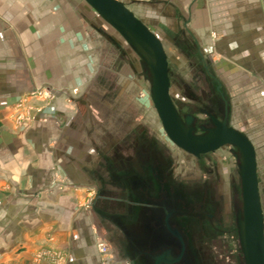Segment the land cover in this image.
Instances as JSON below:
<instances>
[{
	"label": "crops",
	"instance_id": "obj_1",
	"mask_svg": "<svg viewBox=\"0 0 264 264\" xmlns=\"http://www.w3.org/2000/svg\"><path fill=\"white\" fill-rule=\"evenodd\" d=\"M178 1L186 6L185 12L179 6L182 26L207 51L212 48L221 81L231 87L227 92L240 96L233 108L263 111L261 0ZM70 5L63 15L56 4L38 12L24 2L0 0V264H50L41 259L45 250L64 254V264H105L97 250L105 235L103 208L127 202L130 181L142 179L140 168L127 161L130 147H118L125 161L112 170L101 158L132 126L140 129V80L120 67L117 79L99 81L101 69L107 71V45L95 52L93 40L103 43L108 35L100 29L92 35L90 20L77 32ZM130 62L135 64L132 55ZM40 84L53 88L54 100L19 125L15 106ZM120 192L123 198L109 197ZM108 262L146 264L129 253Z\"/></svg>",
	"mask_w": 264,
	"mask_h": 264
},
{
	"label": "rangeland",
	"instance_id": "obj_2",
	"mask_svg": "<svg viewBox=\"0 0 264 264\" xmlns=\"http://www.w3.org/2000/svg\"><path fill=\"white\" fill-rule=\"evenodd\" d=\"M13 1L15 4L18 1L24 2L29 8L36 7L38 12H47L48 9L44 10L47 5L56 4L59 6L58 11L63 13V15L67 6H69L68 10H71L70 4H72L74 5V20H76L77 32L79 29H82L83 24H85L84 21L90 20L92 35L96 33L97 29H100L102 34L105 33L108 35V37L105 35L103 36L106 42L103 40V43H99L93 40L92 50L95 52H98L97 50H100L99 48L106 43L107 49H103L105 51L103 53V59L105 60V64L107 62V71L108 69L111 70L110 75L106 73L107 71L105 69L99 70L101 76H99V81L108 82L117 79L118 75H116V73H118L117 71H119L118 69L120 67L127 68L128 74H136V79L140 80L141 83L138 96L144 101L145 118L142 123L143 125L141 124L139 126L140 129L135 128L136 126H132L133 129L129 135H127L124 140H120V142H118V139L115 142V146L111 149V152L104 154L105 157H101L103 160L105 159L107 161L104 166L112 170L114 165L117 166V163L121 164V162L125 161V159L119 157L118 147L123 145L128 146L129 144L143 146L145 140H153L159 144V150L156 151L158 157L161 155L166 161L173 158L175 163L177 162L179 164V169H176V174L180 172L178 174H181L184 180L190 181L194 179L196 175L197 177L201 176V179L204 180L203 182L208 180L213 181L212 186L215 189L208 190L210 193L207 202L209 206L210 202H213L212 197L214 196L219 210H215V207L210 206V210L208 211L215 212L213 214L217 215V220L212 222L214 226L212 228L214 229H206L207 232L203 233L209 237V240L200 245L207 257V261L202 264H239L241 261V252L238 246V236L236 233L237 218H235V216L236 213H241L242 202L238 171L239 155L237 151L230 146H225L221 151L212 153L211 155L207 154V157L202 158L195 164L193 160H188L182 151L169 142L163 132L162 126H160V122L150 101L151 80L147 66L141 62L140 58L127 44H123L124 42L121 37L100 19L82 0ZM118 1L124 3L134 16L142 21L149 30L161 40L163 49H165L167 54L168 80L170 81L169 95L174 109L177 110L180 118L184 119L186 116H192L193 123L191 126H193L194 132L197 135H201L203 129L212 126L209 122L208 115L214 116L219 121L225 119L226 124L244 133L252 142L256 155L259 201L261 202V213L264 224V110L255 111L253 109V111L250 112L248 110L251 108L249 105H246L245 108L247 112H245L239 107L240 104L236 108H233L234 101L240 102V96L236 94L235 97L232 93V95H229L227 92V89L230 90L231 87L227 86L225 88L223 81H221L220 67L212 60V48L210 47V50L207 51L206 47L198 43L196 37L191 34L189 30L186 32L187 29L182 26L184 17L182 19L181 16L183 15L180 13L179 6H183L185 12L186 6L183 5V2L179 4L178 0H171L170 2L169 0ZM163 2H165V4ZM261 2L264 6V0H261ZM170 14L171 16L176 15L175 17L177 18L171 21ZM61 20L60 18V21ZM80 47L78 51L82 50ZM130 55H132L133 58L135 57L134 65L130 62ZM98 74H96V76ZM55 95L53 88L50 86H44L43 84L37 85L31 93L23 96L18 105L15 106L12 114L13 120L19 123V125L35 120L42 111V105L46 102H50V100H54ZM213 157L223 162L221 168L222 172L220 170V173L216 171V162L212 159ZM208 161L212 162V167H210L207 173L205 170L208 167ZM134 165L136 169L139 167L137 164ZM217 181H220L221 184H225L227 193H225L224 197L218 192L219 190L215 184ZM186 183L189 190L184 189L185 193L188 195L189 200L193 201L197 197L195 196L197 192L193 187L192 190L191 183ZM198 192V196L202 194L201 191ZM121 194L122 192L118 195L115 193L109 197H124L123 199L128 202L130 193H123V197H121ZM90 198L92 197L90 196L88 199ZM223 198H225L227 202L226 208H224L223 204L221 206L219 205V203H223ZM114 205L115 206H104L105 208H103L108 214V216H106L107 214L105 215L106 218L104 219L106 226L105 235L103 236L104 239L97 244V250L98 246L103 244L107 248L108 255L111 254L109 258L100 253L101 261L105 264L109 263L108 260L120 259L128 255L122 247V244L126 242L122 230H130L134 222L133 219L138 218V216L135 215V211L133 213L132 210L130 213L125 212V210L119 206V202H116ZM139 230L138 227L137 231ZM190 234L192 240L199 239L195 224L190 227ZM109 245H112L111 247L114 249H111ZM41 254V259L50 264H64L66 261L65 255L57 251L45 250L42 251Z\"/></svg>",
	"mask_w": 264,
	"mask_h": 264
},
{
	"label": "flooded vegetation",
	"instance_id": "obj_3",
	"mask_svg": "<svg viewBox=\"0 0 264 264\" xmlns=\"http://www.w3.org/2000/svg\"><path fill=\"white\" fill-rule=\"evenodd\" d=\"M193 133L197 135L195 132ZM204 133L203 129L201 135ZM152 141L145 140L143 146L128 145L132 152L129 153V160L127 161L129 165L132 163L139 165L142 179L139 180V184L135 179L133 182L130 181L131 185L128 188L130 190L129 201L119 203V206L125 212L130 213L132 210V213L135 211V215L138 216V218L133 219L134 222L131 223L130 230H122L123 236L126 238V242L122 244V247L126 253L132 256V260L145 261L146 264H154L158 258L162 259L164 262L162 264H202L207 261V257L200 245L209 240V237L203 233L207 232L206 229L209 230V228L214 227L212 222L217 220V215L213 214L215 212L208 211L210 206L215 207V210H219L214 196L212 197L213 202H210L209 206L207 202L210 193L208 190L215 189L212 186L213 181L203 182L202 177L196 175L190 181L184 180L181 174H178L180 172L176 174L179 164L175 163L173 158L166 161L161 155L158 157L156 151L159 150V144ZM183 153L188 160H193L195 164L202 158L207 157V154H212L207 153L206 155H200V157H194L185 152ZM212 159L216 162V171L220 173L223 162L214 157ZM207 165L205 171L208 173V170L212 167V162L208 161ZM222 180L224 181L223 178ZM184 181L191 183V188H195L197 192L195 194L197 197L193 201L189 200L188 195L185 193L184 189L189 190V188ZM215 184L219 194L221 193L224 197L227 193L225 184H221L220 181ZM198 191L202 192L199 196ZM226 203L225 198H223V203H219V205L223 204L226 208ZM235 218H237L238 225L241 218L240 214L236 213ZM194 224L199 239L192 240L190 227ZM138 227L139 231H137ZM236 233L240 248L237 230ZM240 252L241 261L239 264H244L241 248Z\"/></svg>",
	"mask_w": 264,
	"mask_h": 264
},
{
	"label": "water",
	"instance_id": "obj_4",
	"mask_svg": "<svg viewBox=\"0 0 264 264\" xmlns=\"http://www.w3.org/2000/svg\"><path fill=\"white\" fill-rule=\"evenodd\" d=\"M95 14L111 27L134 51L150 74V100L163 132L175 147L194 157L221 150L225 146L234 148L239 155V178L241 186V213L237 225L239 243L244 264H264V232L257 163L254 147L248 137L208 115L211 128L203 135H195L193 117L181 119L174 109L169 95L167 54L161 40L118 0H82ZM158 258L154 264H162ZM164 263V262H163Z\"/></svg>",
	"mask_w": 264,
	"mask_h": 264
},
{
	"label": "built area",
	"instance_id": "obj_5",
	"mask_svg": "<svg viewBox=\"0 0 264 264\" xmlns=\"http://www.w3.org/2000/svg\"><path fill=\"white\" fill-rule=\"evenodd\" d=\"M98 250H99V253H102L103 255H105V257H108V252H107V248L101 244L100 246H98Z\"/></svg>",
	"mask_w": 264,
	"mask_h": 264
}]
</instances>
